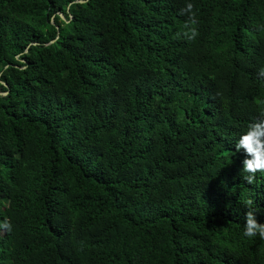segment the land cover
I'll return each instance as SVG.
<instances>
[{
  "label": "trees",
  "instance_id": "trees-1",
  "mask_svg": "<svg viewBox=\"0 0 264 264\" xmlns=\"http://www.w3.org/2000/svg\"><path fill=\"white\" fill-rule=\"evenodd\" d=\"M257 124L264 0H0V264H264Z\"/></svg>",
  "mask_w": 264,
  "mask_h": 264
},
{
  "label": "clouds",
  "instance_id": "clouds-1",
  "mask_svg": "<svg viewBox=\"0 0 264 264\" xmlns=\"http://www.w3.org/2000/svg\"><path fill=\"white\" fill-rule=\"evenodd\" d=\"M194 5L188 3L185 9H182V13H191L190 20L195 16L192 12ZM187 27V25H186ZM197 35L195 29L192 30V37ZM250 141V142H249ZM243 145L247 148L248 153L253 156V159L245 161V175L244 179L248 184L255 183L256 174L259 172L264 174V127L257 124L254 130L250 129L246 137L239 141L237 147ZM248 211L245 214V229L243 235L248 238L256 237L257 235L264 239V223H260L256 217V209L253 207V201L248 200L246 202Z\"/></svg>",
  "mask_w": 264,
  "mask_h": 264
},
{
  "label": "water",
  "instance_id": "water-1",
  "mask_svg": "<svg viewBox=\"0 0 264 264\" xmlns=\"http://www.w3.org/2000/svg\"><path fill=\"white\" fill-rule=\"evenodd\" d=\"M53 43H55V42H53Z\"/></svg>",
  "mask_w": 264,
  "mask_h": 264
},
{
  "label": "snow or ice",
  "instance_id": "snow-or-ice-1",
  "mask_svg": "<svg viewBox=\"0 0 264 264\" xmlns=\"http://www.w3.org/2000/svg\"><path fill=\"white\" fill-rule=\"evenodd\" d=\"M250 142V141H249Z\"/></svg>",
  "mask_w": 264,
  "mask_h": 264
}]
</instances>
